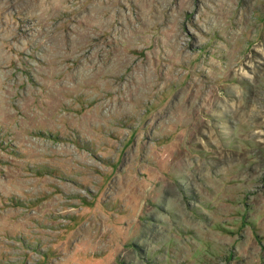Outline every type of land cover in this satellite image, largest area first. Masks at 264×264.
<instances>
[{
  "label": "rangeland",
  "instance_id": "1",
  "mask_svg": "<svg viewBox=\"0 0 264 264\" xmlns=\"http://www.w3.org/2000/svg\"><path fill=\"white\" fill-rule=\"evenodd\" d=\"M0 264H264V0H0Z\"/></svg>",
  "mask_w": 264,
  "mask_h": 264
}]
</instances>
